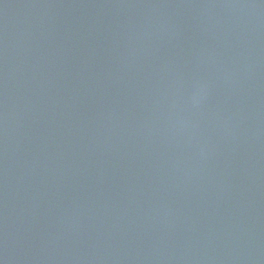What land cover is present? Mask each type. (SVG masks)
<instances>
[{"label": "water", "instance_id": "95a60500", "mask_svg": "<svg viewBox=\"0 0 264 264\" xmlns=\"http://www.w3.org/2000/svg\"><path fill=\"white\" fill-rule=\"evenodd\" d=\"M0 264H264V0H0Z\"/></svg>", "mask_w": 264, "mask_h": 264}]
</instances>
